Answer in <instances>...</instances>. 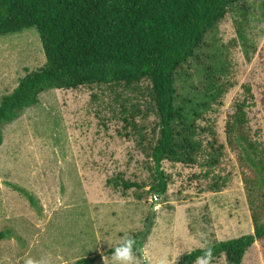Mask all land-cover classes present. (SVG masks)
I'll use <instances>...</instances> for the list:
<instances>
[{"label": "rangeland", "instance_id": "374dc122", "mask_svg": "<svg viewBox=\"0 0 264 264\" xmlns=\"http://www.w3.org/2000/svg\"><path fill=\"white\" fill-rule=\"evenodd\" d=\"M201 58L179 74L180 95L202 89L208 64L224 70L229 89L197 119L203 148L197 162L164 163L170 178L164 198L146 194L149 186L124 191L109 184L118 176L152 180L150 152L159 118L149 81L125 91L48 89L39 104L3 126L0 232L8 235L0 238V264H37L42 257L49 264L89 258L91 264H120L109 250L135 236L144 245L140 256L133 253L134 264H185V255L196 249L254 232L240 151L232 149L226 131L236 98L248 96L249 86L250 127L264 144V0L233 5L206 38ZM45 63L36 28L0 37V103ZM215 138L222 151L212 165L209 146ZM215 182L222 191L211 189ZM153 207L152 226L143 236ZM203 264L227 262L222 256ZM243 264H264V243L257 242Z\"/></svg>", "mask_w": 264, "mask_h": 264}, {"label": "trees", "instance_id": "16d2710c", "mask_svg": "<svg viewBox=\"0 0 264 264\" xmlns=\"http://www.w3.org/2000/svg\"><path fill=\"white\" fill-rule=\"evenodd\" d=\"M240 1L0 0V37L36 28L46 56L45 65L28 72L14 91L2 98L0 147L4 142L3 126L39 104L40 96L48 89L97 86L125 91L149 81L159 118V135L150 152L152 180L139 183L118 176L109 184L123 186L124 191L149 186L146 194L164 198L170 185L164 163L197 162V154L203 149L196 137L197 119L229 89L223 79L224 70L208 64L202 89L195 87L198 93L182 97L177 85L179 74L192 61H201L206 38ZM244 88L248 96L236 98L226 132L232 149L240 151L255 230L196 249L185 255V264L212 262L222 256L227 264H243L248 251L257 242L264 243V144L260 133L251 130L248 107L254 96L249 86ZM261 102L264 107V89ZM217 143L215 138L209 146L212 165L219 162L222 151ZM15 188L26 192L22 187ZM211 189L222 191L218 182ZM7 235L0 232L1 239ZM129 239L134 241L133 253L140 256L143 240L137 236ZM116 248L109 254H114ZM92 261L82 259L75 264Z\"/></svg>", "mask_w": 264, "mask_h": 264}, {"label": "clouds", "instance_id": "9594fccd", "mask_svg": "<svg viewBox=\"0 0 264 264\" xmlns=\"http://www.w3.org/2000/svg\"><path fill=\"white\" fill-rule=\"evenodd\" d=\"M133 245L132 239L123 241L121 246L115 249L114 258L120 261V264H134ZM27 264H34V262L29 260ZM37 264H49V260L47 257H42ZM200 264H203V261Z\"/></svg>", "mask_w": 264, "mask_h": 264}, {"label": "water", "instance_id": "95a60500", "mask_svg": "<svg viewBox=\"0 0 264 264\" xmlns=\"http://www.w3.org/2000/svg\"><path fill=\"white\" fill-rule=\"evenodd\" d=\"M155 213H156V208L153 207L152 212H151V215H150V218H149V221H148V225H147V227H146V230H145L143 236H146V235L148 234V231L150 230V228H151V226H152V223H153V220H154ZM140 251L143 252V248H141Z\"/></svg>", "mask_w": 264, "mask_h": 264}]
</instances>
